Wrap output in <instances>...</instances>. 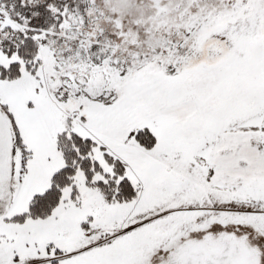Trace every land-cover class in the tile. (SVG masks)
Returning <instances> with one entry per match:
<instances>
[{
	"label": "snow or ice",
	"instance_id": "obj_1",
	"mask_svg": "<svg viewBox=\"0 0 264 264\" xmlns=\"http://www.w3.org/2000/svg\"><path fill=\"white\" fill-rule=\"evenodd\" d=\"M0 264H264V0H0Z\"/></svg>",
	"mask_w": 264,
	"mask_h": 264
}]
</instances>
